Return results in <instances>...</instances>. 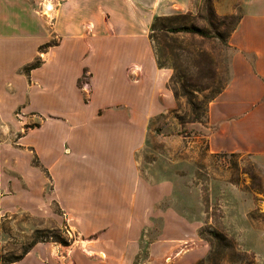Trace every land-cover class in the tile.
<instances>
[{
  "label": "rangeland",
  "instance_id": "obj_1",
  "mask_svg": "<svg viewBox=\"0 0 264 264\" xmlns=\"http://www.w3.org/2000/svg\"><path fill=\"white\" fill-rule=\"evenodd\" d=\"M44 1H50L52 5L50 17L43 14ZM249 1L196 0L172 7L170 14L159 16H189L199 33L163 31L154 34V41L149 39L155 63L157 54L164 73L168 72L170 76L163 86L153 84L151 80L149 95L138 104L139 107L151 106V114L146 117L147 133L143 145L134 154L137 177L144 188L140 200L144 205L148 204V210L144 211V226L138 235L135 234L139 251L134 259L110 262L98 254L89 256L91 253L86 250L97 252L89 249L95 244L93 237L76 234L49 198L51 186L47 180L41 196H27L15 206L13 197L2 201L1 256L19 254L38 231L42 235L36 244L45 246L46 252L53 253L59 264H264V167L256 165L253 158L245 154L211 153L207 142V106L229 80L234 53L229 46V37ZM34 8L40 18L36 23L40 25L44 40L35 49L34 58L33 16L7 19L4 22L5 37L0 36V59L15 66L12 79L6 77L4 80L7 92L13 97L2 101L0 95V148L3 150L0 173L5 180L14 175L13 162H20L24 156L16 150L20 136L30 134L32 130L42 132L46 123L52 120L63 121L59 125L69 134L100 129L98 123L91 124L94 128L87 121L94 102L92 74L86 67L75 77L70 90L69 117L28 113L21 109L27 103L29 87L36 84L31 71L27 77V68L51 62L60 44V38L52 31L60 9L57 1L39 0ZM13 12L33 15V0H6L7 17ZM184 24L186 21H178L175 25L182 27ZM84 28L88 30L86 25ZM148 34L150 37V28ZM87 38L82 37L84 41ZM84 43L85 47H81L84 52L80 56L90 48ZM73 70L63 75L65 87H71ZM106 71L100 69L97 78L106 77ZM143 73L140 64H129L119 74V80L140 83L145 78ZM183 74L189 86L186 94L181 89L183 81L173 78ZM45 81L49 83L48 79ZM106 88L109 89L108 84L101 86V98H104ZM17 89L24 95L15 96ZM61 97L62 93L53 91L40 93L34 103L45 110L62 112ZM104 112L98 108L94 120ZM115 119L122 120L121 117ZM53 132L51 130L45 136L34 134L29 141L44 150L48 137L56 135ZM99 143L97 137L84 142L83 146L93 147ZM27 153L31 165L35 164L33 153ZM42 176L47 179L45 174ZM30 200L33 201L31 207L27 206ZM5 201L12 204L6 205ZM57 241H65L67 246Z\"/></svg>",
  "mask_w": 264,
  "mask_h": 264
},
{
  "label": "crops",
  "instance_id": "obj_2",
  "mask_svg": "<svg viewBox=\"0 0 264 264\" xmlns=\"http://www.w3.org/2000/svg\"><path fill=\"white\" fill-rule=\"evenodd\" d=\"M38 1L33 0V15L13 12L7 17L6 0H0V36L3 38L7 19L33 16V58L35 49L44 43L42 30L36 23L40 20L34 8ZM56 1L60 9L52 31L60 38L58 51L51 62L26 74L28 77L31 71L36 84L29 87L27 103L21 109L28 113L69 117L70 90L75 77L86 67L92 74L94 102L87 121L90 125L98 123L100 129L91 125L96 132L79 130L69 134L59 125L63 121L52 120L46 123L44 131L32 130L30 134L20 136L16 150L24 156L20 162H13L11 179L5 180L0 173V205L7 197L15 198V206L27 196H41L47 180L51 186L49 198L76 234L93 237L95 244L89 249L98 253L86 250L91 253L89 256L98 254L110 262L131 261L139 251L135 234L138 235L144 226L143 218L148 210V204L144 205L140 200L144 188L137 177L134 154L143 145L147 133L146 117L151 114V106L139 107L138 104L149 95L151 80L153 84L163 86L170 76L155 63L148 38L150 22L155 17L170 14L172 7L196 0ZM83 36L88 38L84 41ZM84 42L90 48L80 56ZM229 46L234 51L229 80L207 106L208 148L211 153L245 154L253 158L256 165L264 167V0H250L245 4L229 37ZM72 63L75 65H70ZM136 63L143 67L145 78L136 84L120 81L119 74L129 64L138 65ZM8 65V61L0 59L2 101L13 97L7 92L4 80L6 77L12 79L15 66ZM100 69L107 70L106 77L97 78ZM68 70H73L71 87H65L63 79ZM47 79L49 83L45 81ZM103 84H108L109 89L106 88L104 98H101L99 90ZM51 91L62 93L60 99L64 111L45 110L35 105L34 100L40 93ZM14 95L24 94L17 89ZM98 108L105 112L94 120ZM117 117L122 120L115 119ZM51 130L56 135L48 137L44 150L29 141L34 134L45 136ZM97 137L100 138L99 145L83 146L84 142ZM24 149L33 153L35 164L31 165L28 151L24 152ZM2 154L0 148V156ZM30 202L29 207L33 201ZM12 264L59 262L53 253L46 252L45 246L35 244L20 261Z\"/></svg>",
  "mask_w": 264,
  "mask_h": 264
},
{
  "label": "trees",
  "instance_id": "obj_3",
  "mask_svg": "<svg viewBox=\"0 0 264 264\" xmlns=\"http://www.w3.org/2000/svg\"><path fill=\"white\" fill-rule=\"evenodd\" d=\"M206 8L208 9V6H206ZM178 21H181V22L186 21V24L182 25V27H178V26L175 25V24L178 23ZM163 31L165 33L168 32V33H173V34L174 33H178V32H185L186 34H189V35H198V33H199L198 29L194 26V24H192L189 21V16H186V15H175V16H168V17H155L153 19L151 25H150V33L151 34H150L149 39L154 41L153 40L154 34L157 33V32H163ZM155 55H156V64H157V66L159 68H162L163 65L159 62L157 54H155ZM36 67H37V65L34 64V65L29 66L27 69L28 70H32V69H34ZM28 70H26L25 73H28L27 72ZM173 78H175L177 80L181 79L183 81L182 84H181V89L183 90V93L186 94L185 90L189 86H187L188 84H187L186 81H188V80H187L185 74L177 75V77L174 76ZM173 91H174L173 92L174 96L176 97L177 93H176L175 90H173ZM220 92H221V90L218 91L216 93V95L218 93H220ZM189 103H190V101H189ZM2 225H3L2 218H0V231L3 228ZM41 235H42V233L36 231L34 233V239L32 238V240L28 243V245H26L20 251V253L17 254V255H3V256L0 255V264H12V263L20 261L30 251V249L33 247V245H35L38 242L37 239L39 237H41ZM57 242L60 243L63 246H67V243L65 241H57Z\"/></svg>",
  "mask_w": 264,
  "mask_h": 264
},
{
  "label": "bare ground",
  "instance_id": "obj_4",
  "mask_svg": "<svg viewBox=\"0 0 264 264\" xmlns=\"http://www.w3.org/2000/svg\"><path fill=\"white\" fill-rule=\"evenodd\" d=\"M42 6H43V14L46 15L47 17H50L49 12L52 10V5H51L50 1H44Z\"/></svg>",
  "mask_w": 264,
  "mask_h": 264
}]
</instances>
